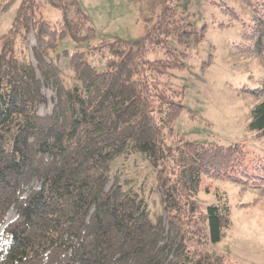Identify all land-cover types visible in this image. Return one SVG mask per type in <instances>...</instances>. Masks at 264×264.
Masks as SVG:
<instances>
[{"label": "trees", "instance_id": "1", "mask_svg": "<svg viewBox=\"0 0 264 264\" xmlns=\"http://www.w3.org/2000/svg\"><path fill=\"white\" fill-rule=\"evenodd\" d=\"M172 1H158L138 42L103 39L90 47L105 57L104 70L74 51L70 87L61 55L53 53L66 36L81 44L96 39L94 27L83 32L87 14L78 0L20 1L1 36L0 264H228L210 245L231 226L232 208H204L196 197L204 177L264 190V155L243 141L196 143L174 130L184 92L166 80L185 67L206 26L198 30ZM239 2L249 16L239 50L264 61V0ZM43 5L58 9L60 20L37 16ZM8 6L0 4V12ZM221 7L240 20L233 7ZM30 32L36 64L27 53ZM156 51L162 57L149 59ZM43 82L55 90L46 115L38 113L47 102ZM244 89L264 94V83ZM248 128L264 138V99L253 106ZM137 152L156 172L167 225L161 214L152 220L147 202L127 185L132 179L111 172L120 156ZM10 209L17 217L6 223Z\"/></svg>", "mask_w": 264, "mask_h": 264}, {"label": "rangeland", "instance_id": "2", "mask_svg": "<svg viewBox=\"0 0 264 264\" xmlns=\"http://www.w3.org/2000/svg\"><path fill=\"white\" fill-rule=\"evenodd\" d=\"M20 1L0 0V4L9 3L7 9L0 12V50L1 36L11 28ZM158 1L136 4L132 0H78L88 16L83 32L87 26H92L97 37L84 44L70 36L60 40L53 55H61L59 66L65 85L70 87L76 83L68 66L74 51L86 52L88 61L104 70L105 57L90 54V47L103 39L133 43L141 40L149 26L147 19L159 9ZM223 3L233 7L241 21H231V15L222 10ZM171 5L177 12L188 14L198 30L206 26L203 40L188 49L185 67L171 70L166 80L171 88L184 92V110L175 121L174 130L187 141L196 143L243 141L251 152L264 155V138H256L248 128L251 110L264 99V94L242 90L261 87L264 83V61L256 54L239 50L244 43L241 22H249L241 3L239 0H173ZM37 16L55 24L61 13L56 8L43 5ZM27 41L28 56L36 64L32 51L36 44L33 32L28 34ZM161 57L160 51L148 53L151 60ZM42 91L47 102L40 105L38 113L50 114L55 90L43 82ZM111 172L132 179L127 185L136 189L147 202L152 220L161 214L167 225L157 191L156 172L141 153L120 156L111 164ZM196 199L204 208L222 202L232 208L231 226L219 242L210 245L215 252L223 255L228 264H264V190L204 177ZM16 217V210L10 209L6 223ZM4 226H1L0 233Z\"/></svg>", "mask_w": 264, "mask_h": 264}]
</instances>
